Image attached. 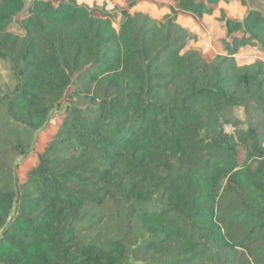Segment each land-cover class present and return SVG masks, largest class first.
<instances>
[{
    "label": "trees",
    "instance_id": "1",
    "mask_svg": "<svg viewBox=\"0 0 264 264\" xmlns=\"http://www.w3.org/2000/svg\"><path fill=\"white\" fill-rule=\"evenodd\" d=\"M173 1L116 26L78 0H0V264H264V59L236 57L264 48V10L222 12L208 60L179 17L221 0ZM107 205L118 230L86 239Z\"/></svg>",
    "mask_w": 264,
    "mask_h": 264
},
{
    "label": "rangeland",
    "instance_id": "2",
    "mask_svg": "<svg viewBox=\"0 0 264 264\" xmlns=\"http://www.w3.org/2000/svg\"><path fill=\"white\" fill-rule=\"evenodd\" d=\"M131 0H78L90 6L95 14H103L104 12H112L114 15L115 25L118 26L123 20L122 9L130 6ZM244 4L242 0H221L213 5V10L205 13L203 16H196L192 13H182L179 21L189 27L195 34L196 38L190 40L188 47L198 48L208 60L214 59L218 54L225 52L223 39L226 36L225 27L221 20L222 12L227 15L241 19L248 8H258L264 10V0H246ZM169 4H175L173 0H135L129 9L131 11L144 10L151 12L154 16L159 17L161 13L168 10ZM13 31L23 33L20 28L18 19L10 24ZM231 36H228L230 39ZM239 63L251 62L256 59H264V48L261 46H245L241 47L236 54ZM14 85L12 73L8 63L0 59V90L9 91ZM65 101L61 103V109L53 111L52 117L48 124L37 133L36 144L34 148L26 156L16 157L17 169L16 173L22 179L25 177L27 169L31 168L38 160V153L46 144L48 138L55 130L56 122H59L62 108ZM235 112L238 116L244 117V111L241 107H236ZM227 130L231 131L232 127L227 126ZM102 214V219L91 229L88 227L84 231L85 238L88 239L98 231L101 233H111L118 230L119 217L118 209L113 205H107L102 209L91 208L89 213ZM89 224V223H87ZM91 229V230H90Z\"/></svg>",
    "mask_w": 264,
    "mask_h": 264
}]
</instances>
